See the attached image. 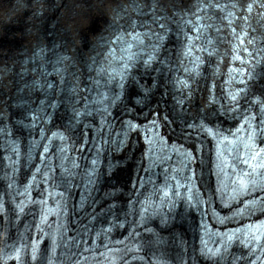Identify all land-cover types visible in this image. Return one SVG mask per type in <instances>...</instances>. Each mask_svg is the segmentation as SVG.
Returning <instances> with one entry per match:
<instances>
[{"label": "bare ground", "instance_id": "obj_1", "mask_svg": "<svg viewBox=\"0 0 264 264\" xmlns=\"http://www.w3.org/2000/svg\"><path fill=\"white\" fill-rule=\"evenodd\" d=\"M9 1L10 0H0V21H1L0 22V64L1 65L3 63H6V61L9 59H12L13 61H19L20 58L19 56H16V55L18 52L21 51L22 48L29 45V43L32 42L33 40L41 41V40H37L36 38L26 37L24 33H22V25H20V23L23 22L22 20H19L14 17L13 19H11L12 22L9 21L8 24H5L4 21H2V20H5V17H6V14H2L5 11L4 6ZM62 1L58 0L59 5H57L53 11L49 13L44 12V14L42 15L41 19L43 21H50V20L53 21L52 23L48 22V24H45L42 27L41 31L44 35L42 39L46 40L48 39V37H51L53 33L57 34L60 30L61 32L64 33L62 34V37H63L62 40L74 45V47H72V50H74L72 57L75 54H78V55L81 54V55H84L85 57L84 61L93 63V65H99V66L105 65L107 60L111 59L113 56L110 54L108 56H105V52L103 51V49L95 45L97 44L96 38L103 28L108 30V27H110L108 20H106L107 12L110 6H112L118 0H64L63 3ZM172 1L173 3L171 4V6L183 7V5L185 4L187 0H172ZM221 1H225V0H221ZM119 2L123 4L124 0H119ZM67 4H68V9L74 8L75 6H77L74 14L69 19L66 18V15H67L66 11L64 12V6ZM116 6H119V5L116 4ZM130 6H131V2L129 1L127 13L130 12ZM61 18L63 19L61 20ZM192 22L193 21L189 23L191 24ZM193 24L195 25L197 23L193 22ZM136 27L137 26H135V28ZM226 30L229 31V26H226ZM68 32L72 34V38L74 41V42L72 41V43L70 42L71 39L69 40L66 37V34ZM185 32L188 33V30H186ZM237 32L238 31L236 30L234 32V35H236ZM166 39L167 40H164V44L166 45V47H168L169 51L172 52L170 57L173 59L177 57V54L175 53L176 52L179 53L181 51V44L177 43L178 42L177 40H170L168 38ZM49 42L50 40H48V43ZM228 42L229 41H227V43ZM173 46H174V49H173ZM185 46L186 45L184 44L183 47L185 48ZM117 49H120L119 52L117 53V57L121 58L125 49L121 46H118ZM215 50L216 49L212 48L211 53L215 52ZM182 51L184 52L185 55L187 54L186 55L187 61L189 63L192 61V62H195L196 64V62L204 61L203 58H205V55L203 54H205V52L201 50L198 46L195 47L192 45L190 48L182 49ZM259 51L261 50L259 49L258 52ZM246 53L247 52L245 51L244 54L246 55ZM179 54L184 55L183 53H179ZM52 58L54 62L56 63V65L60 67H66L69 65L70 67L67 69V71H69L68 72L69 75L72 74L75 70H77L72 67L75 65L74 61L72 62L70 61L68 62L64 60L62 61L58 59V56L56 55H52ZM124 61L130 66L133 64V59L130 57L125 58ZM78 65L80 66V63H78ZM110 68L111 67L104 66L102 67L101 70H99L98 72L99 77L94 79L95 81L93 82H96L94 85L103 84L105 82L108 83L110 79L107 74V70H109ZM246 68L248 70L250 69L249 66H246ZM50 70L52 69L48 67V75H50ZM131 71L133 72L132 77L138 78L137 72H134L135 69L132 68ZM235 71H237V69H235ZM190 74L192 76H196V74L193 72H191ZM251 74L253 76H257L258 78L262 77V73L260 72H252ZM77 75H79V72ZM19 78H22L24 88H27L26 85L27 83H29V79H27V77H25V75L23 74L19 76ZM50 78L53 79L52 75L50 76ZM78 83H79V86L81 87V84L84 83L82 81V78L78 80ZM87 84L91 85L90 83H87ZM258 84L263 86L262 88L264 89V79L259 81ZM29 86L31 85L29 84ZM225 90L227 93V97L233 96L232 100H240L239 99L240 96H245L244 99L241 101V103L242 102L245 103L249 100V96L242 89L236 90V89L226 88ZM9 91L10 90L8 89V92ZM68 91L69 92L72 91V86L69 87ZM63 97L67 98L66 96H63ZM171 103H173L175 106L182 105V102H177V101H171ZM245 107L246 106H243V108ZM177 158L178 157H176L175 160H177ZM112 176H113V173H112Z\"/></svg>", "mask_w": 264, "mask_h": 264}, {"label": "rangeland", "instance_id": "obj_2", "mask_svg": "<svg viewBox=\"0 0 264 264\" xmlns=\"http://www.w3.org/2000/svg\"><path fill=\"white\" fill-rule=\"evenodd\" d=\"M67 14V13H66ZM73 15V14H72ZM63 17V16H62ZM66 18L69 19L70 17L68 16V14L66 15ZM63 18H61L62 20ZM71 35V34H70ZM18 39V38H17Z\"/></svg>", "mask_w": 264, "mask_h": 264}]
</instances>
